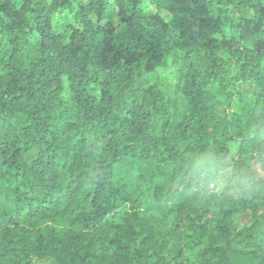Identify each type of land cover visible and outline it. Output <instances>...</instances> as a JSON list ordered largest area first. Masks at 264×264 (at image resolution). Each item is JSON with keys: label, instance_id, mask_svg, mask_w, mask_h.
<instances>
[{"label": "trees", "instance_id": "trees-1", "mask_svg": "<svg viewBox=\"0 0 264 264\" xmlns=\"http://www.w3.org/2000/svg\"><path fill=\"white\" fill-rule=\"evenodd\" d=\"M0 264H264V0H0Z\"/></svg>", "mask_w": 264, "mask_h": 264}, {"label": "rangeland", "instance_id": "rangeland-1", "mask_svg": "<svg viewBox=\"0 0 264 264\" xmlns=\"http://www.w3.org/2000/svg\"><path fill=\"white\" fill-rule=\"evenodd\" d=\"M231 152H235L236 151V149H237V145L236 144H233V145H231ZM242 221H246V219L245 218H243L242 219Z\"/></svg>", "mask_w": 264, "mask_h": 264}]
</instances>
